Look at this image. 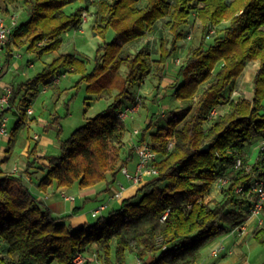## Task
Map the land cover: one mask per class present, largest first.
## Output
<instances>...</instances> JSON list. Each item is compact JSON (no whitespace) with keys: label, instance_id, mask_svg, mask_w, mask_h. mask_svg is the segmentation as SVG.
<instances>
[{"label":"trees","instance_id":"1","mask_svg":"<svg viewBox=\"0 0 264 264\" xmlns=\"http://www.w3.org/2000/svg\"><path fill=\"white\" fill-rule=\"evenodd\" d=\"M20 2L27 17L17 20L3 65L11 62L12 48L37 58L57 51L64 33L80 29L86 3L96 9V34L104 37L112 29L116 35V40L97 48L89 72L87 58L64 53L36 76L11 86L10 107L0 116L8 111L18 114L13 135L26 122L31 100L42 92L39 86H56L66 72L80 75L89 99L110 101L60 141L57 156L39 158L38 140L33 139L26 171L44 161L38 166L40 191L51 186L82 190L101 183L110 187L123 164L121 147L127 129L119 112L135 103L138 96L132 89L151 74L158 95L192 15L201 36L178 67L171 87L180 113L149 134L158 175L140 184L118 208L74 228L67 222L70 215L53 217L22 177L0 173V264H76L77 257L83 264H127L128 255L139 264H195L206 246L247 222L249 203L235 191L264 177V152L259 151L250 164L245 150L264 139V0H0V16H9L11 6ZM78 2L84 6L65 12V7ZM165 18L172 39L169 47L160 42L157 59L152 60L146 48L135 52L126 48L139 43ZM222 24L226 25L219 28ZM252 62L258 68L251 98L228 101L220 114L225 90ZM213 109L216 114L210 116ZM153 126L150 118L136 141H146V132ZM205 145L209 147L203 153ZM132 152L130 148L128 154ZM221 179L227 184L218 192L219 198L207 201ZM251 240L250 247L264 245V225L252 233Z\"/></svg>","mask_w":264,"mask_h":264},{"label":"rangeland","instance_id":"2","mask_svg":"<svg viewBox=\"0 0 264 264\" xmlns=\"http://www.w3.org/2000/svg\"><path fill=\"white\" fill-rule=\"evenodd\" d=\"M139 4L142 5V1H140ZM79 6H84V3L78 2L71 4L65 7L64 10L67 14H69ZM85 6L87 7L86 21L82 23L79 30H70L62 35L63 42L57 51L45 54L41 58H37L33 53H27L20 50L16 51L17 54L21 55V57H15V60H12V62L15 61L19 69H7L8 65H3L2 70L0 71L1 81L7 85L15 87L21 81H25L26 79L36 76L48 63L52 61V59L57 57L59 54L64 53L87 58V71H91L95 64L97 48L104 43L116 40V35L112 29H108L104 37L96 34L94 31L96 24V9L94 6L88 5V3H86ZM9 16H15L18 21L25 19L27 14L24 5L20 2L11 6ZM167 22V18L159 21L153 28L152 32H149L139 43L126 46V48L131 52H135L140 48H146L151 54V59H157L159 56L160 42H165L166 46L169 47L172 39V34L169 30ZM225 25L226 24H222L219 28H223ZM184 32V38L178 42V49L176 53L169 60V67L166 72V81L163 83V87L158 95H155L156 81L151 74L145 78L141 86L132 89L135 97L138 96L141 101L137 112L130 114L125 122L127 129L125 133L126 135L134 126L141 134L142 130L145 129L147 120L152 118L154 126L146 132L145 135V139L148 141L149 134L154 132L157 126L165 125L173 114L180 113L181 105L173 97L171 87L176 81L178 67L185 60L190 48L196 46L200 41V25L198 21L195 20L194 15L190 16L187 26L184 27ZM188 35H190V39L185 37ZM152 68L153 67H151V69ZM6 69L7 71L4 73V70ZM256 69L257 68L254 63L247 65L239 79L235 80L225 90L224 95L226 100L218 108L220 114L226 110L228 101L240 98H251L253 91L252 81ZM79 81L80 75L66 72L64 75L58 77L57 82L55 83L56 86L51 88L46 87L44 93L40 92L33 100H31L30 107L33 111L31 120L43 121L45 125L43 127L36 123L33 125H27L26 122L20 125L14 134L16 136V140L13 147L14 149L12 150V157L21 159L25 158L21 155V148L27 140L31 141V146H33L34 141L31 139L34 134L49 138L53 142L50 146L38 145L37 156L41 158L47 156H57L59 154V143L61 140L66 139L73 130L84 125L87 118L94 117L96 114L106 109L110 101L104 99L96 100L94 98L89 99L90 96L86 94L85 84ZM43 88L44 87L40 85L39 91L43 90ZM22 107L24 106L20 104L19 108L22 109ZM20 109L16 110L21 112ZM5 117L8 120L7 132L10 136L18 118L16 115L12 114L11 111L6 112ZM132 118H134V124H132ZM58 127H60L59 135L57 134ZM139 135L135 139H139ZM6 139L7 138L0 139L3 141L1 145H4L5 147L8 145ZM258 145L259 142H255L251 145H247L245 148L250 164L254 163L258 157ZM41 153H43V155H41ZM121 153V156L126 155L125 153H127V149L123 151V148L121 147ZM134 156L132 159L136 162V157ZM128 170L132 171V167H129ZM119 184H122L125 187L128 185L127 180L120 171L117 173L116 180L112 185L117 189ZM75 188L76 190H79L78 187L75 186ZM215 191L216 186H213L210 196L214 197L208 198L207 201L219 198V194ZM96 206L97 205H93L92 203L85 206V211L89 214L88 222H93L95 220V218L91 217V212L93 211L92 209L96 208ZM110 208H118V203L113 202ZM259 218H261V226H263L264 215ZM257 222V217L251 218L249 223H247L248 228H254ZM231 231L230 233H227L224 240H222L224 246L230 245L233 239L239 238L240 245L245 246V250H247V261L249 264H260L264 261V245L256 244L250 247L249 245L252 241L250 234L245 232V234L237 235V233H232ZM212 248L210 246H206L201 252L203 255H206V253H208ZM215 258L219 259L220 256ZM127 259V264H135V259L132 255H128ZM24 264L35 263L26 262Z\"/></svg>","mask_w":264,"mask_h":264},{"label":"crops","instance_id":"3","mask_svg":"<svg viewBox=\"0 0 264 264\" xmlns=\"http://www.w3.org/2000/svg\"><path fill=\"white\" fill-rule=\"evenodd\" d=\"M12 50L14 51V55H13L12 60H15L14 59L15 57H19V58L21 57L20 54L16 53L17 50L15 48H12ZM12 60L8 64L7 69L12 68V69L18 70L19 69L18 65L16 64L15 61L12 62ZM252 63H254V65H256V68H258L257 62H252ZM252 63H250V64H252ZM7 69L4 70V73H5V71H7ZM4 86H10V85L3 83L1 81V78H0V94L2 93ZM30 105H31V103H30ZM30 105L28 108H31ZM14 111H17V110L14 109ZM5 114L6 113H4V116H5ZM12 114L16 115L18 118L17 113L12 112ZM32 116H33V114L31 116H26V124L27 125L28 124L33 125L35 123L42 126V127L45 125V123L43 121H40V120L39 121L38 120L32 121L31 120ZM131 121H132V124H134V122H135L134 118H132ZM131 129L132 130H129L127 135L125 134L124 138H123L122 148H123V151L127 149V153H125L126 155L121 156V163L123 162L122 166H125L128 169H129V167H132V170H134L135 163H136L132 159L134 156V152H132V155H129L128 150L130 148H132L131 142L132 141L136 142V139L132 138V136H131L132 131L135 129V126L132 127ZM1 138L4 139L3 137H1ZM33 139H37L38 145H40V146H50L53 143L51 139L41 137L37 134L33 135V138L31 140H33ZM15 140H16V136L11 134L9 136V138L6 139V141L8 142L7 147H5L4 145H1L3 141L0 140V173L12 174L14 176L22 177L24 184L29 189V191L33 195V197L39 203L48 207L51 210L53 217L61 218V217H65V216L70 215L67 222L70 223V225L73 226L74 228H77V227H79V226H81V225H83L89 221V214L87 211H85L86 205H88L90 203H92L93 205H97V206H99L100 204H107L108 205L107 210H110L111 209L110 206H112V203L117 202L118 207H119L121 201L113 200L111 198V194L116 188L113 185H110V187H109V185H107L106 183H101V184H99L93 188L82 189V190H80V189L76 190L75 186H73L69 189H61V188H57L55 186H51L48 189H46L45 191L38 190L36 188V184L38 183L39 179L42 177V171H40L38 169V166H40V164L44 163V161L42 159L38 160L37 165L35 167L30 169L29 171H26V159L25 158H27V152L31 146V141L27 140L24 142V144L21 148V153H22L21 155L24 156L25 158L21 159V158H17V157H12V150L14 149L13 147L15 144ZM127 146H129V147H127ZM41 155H43V153H41ZM39 158H41V157H39ZM126 188L127 189L124 192V198H128V197L134 195L138 187H134V186H131L130 184H128L126 186ZM215 192L218 193L217 191H215ZM61 193H65L68 196H72L74 198L73 201L66 200V199L62 198ZM210 197H214V196H209V198ZM75 209L77 210V212H74L72 214L73 210H75ZM106 211H104L102 214H104ZM262 215H264V213ZM249 221H250V219L248 220L247 223H249ZM257 228H259L257 226V224L255 225L254 228H248V226H247L246 232L248 234H250V236H251L252 233ZM225 237L226 236H223L220 239L213 241L208 246H210L211 248L212 247L215 248V246H218L219 244H223L222 240H224ZM225 247H226V251L220 255L219 259L213 258L210 255L211 251L214 249V248H212V249H210V251L208 253H206V255H203L201 252V256L196 263L197 264H249L247 261V250H245L246 249L245 246L240 245L239 238L233 239L232 243L230 245L225 246ZM228 251H230V254L227 253ZM135 262H136V259H135ZM262 263H260V264H262Z\"/></svg>","mask_w":264,"mask_h":264},{"label":"built area","instance_id":"4","mask_svg":"<svg viewBox=\"0 0 264 264\" xmlns=\"http://www.w3.org/2000/svg\"><path fill=\"white\" fill-rule=\"evenodd\" d=\"M86 21V14H83V22ZM17 25V19L15 16L3 17L0 16V71L3 67V62L5 58V49L6 44L8 42V38L13 31V29ZM213 33V30L210 31V34ZM187 39H190L188 36ZM57 82V80H56ZM11 86H4L3 91L0 94V111H4L10 107L9 105V97L11 94ZM45 92V89L42 90L41 93ZM140 98L137 97L135 103L132 105H128L124 107L119 112V117L122 121L126 122L127 118L130 114L136 113L140 107ZM33 111L31 108L26 109V116H31ZM216 114V110L213 109L210 112V116H214ZM7 118L2 115L0 116V137L8 138L9 134L7 132ZM140 134L138 129H134L132 131V138H136ZM131 147L133 148L134 155L136 157V163L134 170L129 171L127 167L121 166L120 172L127 180L128 184L134 187H138L144 181L151 179L158 175L157 170L154 168V163L157 161V154L152 148V146L148 143V141L143 142H131ZM259 151L264 152V139L259 142L258 145ZM240 164V160H237L236 165ZM227 180L221 179L219 180L215 186L216 191L219 192L224 186H226ZM126 187L122 184H119L117 189H115L111 198L113 200L121 201L124 199V192L126 191ZM238 195L244 197L249 203V219L258 218L257 226L260 227L262 224L261 218H259L263 214L264 207V177L263 178H254L252 179L246 188L239 187L235 191ZM61 197L73 201L72 196H68L65 193H61ZM108 209L107 204H100L91 212L92 218H97L104 211ZM248 219V220H249ZM247 220V222H248ZM247 222L243 223L236 229H233L232 233H237V235L245 234L247 228ZM226 251V247L223 244H219L216 246L210 253L212 257H219L222 253ZM230 254V251L227 252ZM76 264H83V260L80 257L75 259ZM135 264H139V261L136 260ZM197 264V263H195ZM264 264V262L262 263Z\"/></svg>","mask_w":264,"mask_h":264},{"label":"water","instance_id":"5","mask_svg":"<svg viewBox=\"0 0 264 264\" xmlns=\"http://www.w3.org/2000/svg\"><path fill=\"white\" fill-rule=\"evenodd\" d=\"M209 145H205L201 148V152H205L207 149H208ZM263 161H264V158H263Z\"/></svg>","mask_w":264,"mask_h":264}]
</instances>
